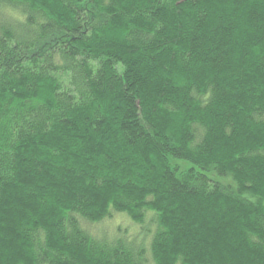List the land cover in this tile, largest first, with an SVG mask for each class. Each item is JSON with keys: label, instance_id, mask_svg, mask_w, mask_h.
Returning a JSON list of instances; mask_svg holds the SVG:
<instances>
[{"label": "trees", "instance_id": "1", "mask_svg": "<svg viewBox=\"0 0 264 264\" xmlns=\"http://www.w3.org/2000/svg\"><path fill=\"white\" fill-rule=\"evenodd\" d=\"M0 264H264V0H0Z\"/></svg>", "mask_w": 264, "mask_h": 264}, {"label": "rangeland", "instance_id": "2", "mask_svg": "<svg viewBox=\"0 0 264 264\" xmlns=\"http://www.w3.org/2000/svg\"><path fill=\"white\" fill-rule=\"evenodd\" d=\"M214 180L218 181L223 185L233 186L230 178L225 177H217ZM151 217L150 214L147 215V220ZM146 227V226H145ZM151 227V226H150ZM89 231L95 236H105L106 238H124L128 236L134 244H139L142 240H144L145 228L141 226L134 225L126 215L124 214H112V216L101 222L100 224L90 225L88 227ZM150 240V236L145 239L148 243Z\"/></svg>", "mask_w": 264, "mask_h": 264}]
</instances>
